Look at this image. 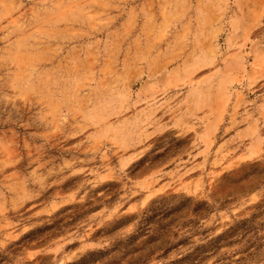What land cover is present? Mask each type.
<instances>
[{
  "label": "rangeland",
  "instance_id": "obj_1",
  "mask_svg": "<svg viewBox=\"0 0 264 264\" xmlns=\"http://www.w3.org/2000/svg\"><path fill=\"white\" fill-rule=\"evenodd\" d=\"M0 264H264V0H0Z\"/></svg>",
  "mask_w": 264,
  "mask_h": 264
}]
</instances>
